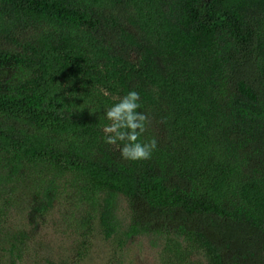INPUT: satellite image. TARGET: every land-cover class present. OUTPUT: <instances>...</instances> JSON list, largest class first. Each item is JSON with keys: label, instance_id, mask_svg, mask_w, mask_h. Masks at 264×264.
I'll return each instance as SVG.
<instances>
[{"label": "trees", "instance_id": "1", "mask_svg": "<svg viewBox=\"0 0 264 264\" xmlns=\"http://www.w3.org/2000/svg\"><path fill=\"white\" fill-rule=\"evenodd\" d=\"M132 90L136 162L102 132ZM59 201L78 258L152 235L162 264H264V0H0V264L3 217Z\"/></svg>", "mask_w": 264, "mask_h": 264}, {"label": "rangeland", "instance_id": "2", "mask_svg": "<svg viewBox=\"0 0 264 264\" xmlns=\"http://www.w3.org/2000/svg\"><path fill=\"white\" fill-rule=\"evenodd\" d=\"M64 202L59 201L48 211L44 220L29 222L25 212L16 209L6 214L4 227L15 235L24 231L21 259L3 254L4 264H162V241L152 235L136 236L117 252L116 244L97 234L89 243L86 254L78 258L76 244L79 239L66 225ZM122 214L126 203H121ZM123 216V215H122ZM124 223H126L124 221ZM9 248V244L3 246Z\"/></svg>", "mask_w": 264, "mask_h": 264}, {"label": "clouds", "instance_id": "3", "mask_svg": "<svg viewBox=\"0 0 264 264\" xmlns=\"http://www.w3.org/2000/svg\"><path fill=\"white\" fill-rule=\"evenodd\" d=\"M104 95L108 93L104 92ZM116 99L118 102L105 112V119L109 123L102 129L104 143L113 146L126 161L150 159L157 142L154 138L148 142L141 141L148 125V117L138 111L141 107L140 94L132 90Z\"/></svg>", "mask_w": 264, "mask_h": 264}]
</instances>
